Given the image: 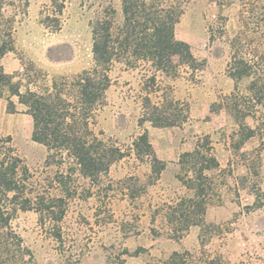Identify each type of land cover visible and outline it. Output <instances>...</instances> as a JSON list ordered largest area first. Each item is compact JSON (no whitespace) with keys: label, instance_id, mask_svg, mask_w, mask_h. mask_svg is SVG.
<instances>
[{"label":"rangeland","instance_id":"1","mask_svg":"<svg viewBox=\"0 0 264 264\" xmlns=\"http://www.w3.org/2000/svg\"><path fill=\"white\" fill-rule=\"evenodd\" d=\"M110 5L117 29L123 21L120 0H0V36L12 26L14 37V49L1 60L4 70L24 91L43 90L57 76L92 67L90 22ZM182 9L176 36L190 45L199 68L179 59L170 73L156 72L145 61L136 68L115 65L97 128L125 156L112 163L96 195L68 200L60 238L37 212L17 213L12 226L36 264H205L212 258L264 264V94L257 100L250 77L235 81L227 73L228 38L239 25L241 3L219 7L217 0H186ZM7 95L4 88L0 152L13 147L41 179L56 167L45 168L48 150L32 139L31 115L20 104L9 111ZM148 96L153 104L166 101V123L145 119ZM144 132L166 164L160 174L152 170L151 157L134 150L133 141ZM206 142L210 151L201 146L199 155L182 158ZM209 153L218 165L199 176L194 165L205 164ZM190 180L202 185L196 199L206 209L202 225L183 231V201L195 197ZM106 189L109 197L103 198Z\"/></svg>","mask_w":264,"mask_h":264},{"label":"trees","instance_id":"2","mask_svg":"<svg viewBox=\"0 0 264 264\" xmlns=\"http://www.w3.org/2000/svg\"><path fill=\"white\" fill-rule=\"evenodd\" d=\"M184 1L120 0L123 21L117 29L112 20L115 9L112 5L107 6L101 16L90 22L92 67L73 75L57 76L52 85L43 90L28 87L22 91L21 83L14 82V75L4 70L1 60L14 49L13 27H6L2 32L0 96L3 97L4 88H7L8 110H15L17 104L26 108L33 121L32 139L48 150L44 166L46 169L55 166L56 169L35 179L13 147L0 152V264H36L33 252L12 226L19 211L37 212L41 223L46 220L53 223L55 236L60 238L58 223L65 216L68 200L96 195L94 188H100L108 181L112 163L125 156L123 149L105 139L104 132L97 128L99 113L108 103L107 91L112 85L111 72L116 64L136 68L145 61L150 62L156 72L170 73L177 68L176 59H179L193 69L199 68L190 45L176 36ZM233 1L241 3V9L239 25L228 38L227 73L235 81L250 77L249 90L261 100L264 94V0H217V3L224 7ZM225 32L221 28L220 36L224 37ZM215 37L211 34L212 39ZM150 80L155 83L156 74ZM146 101L145 119L156 125L166 123L162 117L166 101L153 104L149 96ZM133 145L138 156L151 157L150 165L156 174L165 169V162L155 156L146 132L140 134ZM201 146L209 144L198 143L193 153H184L182 158L199 155ZM210 150L208 147L207 151ZM209 156L205 164L199 163L198 168L194 165L199 176L204 170L218 165L211 153ZM188 182L195 197L183 201L186 205L183 231L192 225H202L206 209V202L196 199L204 190L202 185ZM100 196L108 198L107 189ZM174 254L179 255L178 252ZM204 263L223 264L219 258Z\"/></svg>","mask_w":264,"mask_h":264},{"label":"crops","instance_id":"3","mask_svg":"<svg viewBox=\"0 0 264 264\" xmlns=\"http://www.w3.org/2000/svg\"><path fill=\"white\" fill-rule=\"evenodd\" d=\"M0 97H2V96H0Z\"/></svg>","mask_w":264,"mask_h":264}]
</instances>
